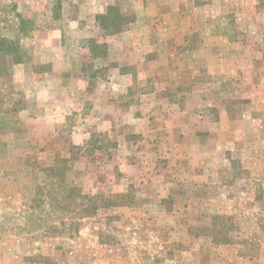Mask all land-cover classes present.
I'll return each mask as SVG.
<instances>
[{
	"label": "crops",
	"instance_id": "crops-1",
	"mask_svg": "<svg viewBox=\"0 0 264 264\" xmlns=\"http://www.w3.org/2000/svg\"><path fill=\"white\" fill-rule=\"evenodd\" d=\"M259 4L260 0H0V43L6 44L0 50L6 62L0 75L10 78L24 105L15 112L12 127L23 129L33 106H41L39 118L47 110L58 114V107L67 114L79 113L86 86L98 74L83 69L82 56L89 52V43L95 49L104 45L106 55H90V60H99L111 77L96 79L98 91L89 115L101 124L105 116L128 122L130 137L140 136L141 146L147 140L151 148L145 146L144 152L157 155L162 165L148 168L149 174L160 168L161 178L137 186L154 187L155 194L147 196L155 205L149 223L164 238L126 248L147 250L151 257L121 259L124 245L84 242L82 232L77 244L81 249L75 251L80 260L72 264H264V10H258ZM127 7L130 21L108 31L111 11L121 18ZM29 21L33 28L27 35L24 25ZM12 44L15 54L7 48ZM26 48H31L29 55ZM60 78L68 85H58ZM79 78L82 81L74 84ZM59 91L65 96L61 104ZM45 92L49 100L42 98ZM134 103L135 112L130 110ZM7 112L0 110V188L13 189L7 196L0 193L1 219L15 213L4 204H20L35 186L25 164L7 169L2 163L9 148H22L24 141L8 140ZM224 219L229 228L223 232ZM9 241L0 250L17 256V264L29 255H46L38 244L18 237L13 239L15 246ZM174 249L177 258L150 253Z\"/></svg>",
	"mask_w": 264,
	"mask_h": 264
},
{
	"label": "rangeland",
	"instance_id": "rangeland-1",
	"mask_svg": "<svg viewBox=\"0 0 264 264\" xmlns=\"http://www.w3.org/2000/svg\"><path fill=\"white\" fill-rule=\"evenodd\" d=\"M258 10H264V0H260ZM71 12L75 16V12ZM117 14V11H111L106 24L108 31H116L119 24L130 21L131 10L128 7L123 11L121 18H118ZM24 27L29 35L28 31L33 28L32 23L29 21ZM88 47L89 52L82 56L83 69L87 72H93L95 69V73L98 74L97 76L94 74L96 77L86 86L85 95L81 98L84 107L79 113L67 114V111L58 107V114L49 113L47 110V115L39 118L36 115L43 113L42 108L33 106L34 108H31L33 111L26 112L27 119L26 123H22L23 129L13 128L11 122L14 119L12 118L24 105L19 94L16 90L14 91L10 78L0 75V110L8 109L10 120L8 140H24L22 148L21 146L18 149L9 148L8 159L2 163L7 166V169L18 166V163L25 164L29 178L35 180V186L28 193L30 196L27 197L28 199L18 205L14 203L3 205L4 207L9 205L15 213L13 217L5 213L6 216L3 219L0 218L2 240L0 247L2 243L8 246L9 239H12L10 245L15 246L13 239L18 237L22 241L38 244L41 252L46 254L29 255L23 259L25 262L23 264L78 262L80 257L75 251L81 249L77 247V244L81 242L82 232L85 235L84 242L124 245L125 250L122 251L120 258L134 261L137 258L145 260L151 256L147 255L149 252L144 249H126L131 246L130 244L136 242L145 245L155 238H164V235L160 237L161 232L152 228L149 223L152 217H148V214L155 209V205L147 196L155 194L152 190L154 187L151 189L146 184L142 185L146 179L162 177L163 172L160 168L158 172L151 171V174L148 169L153 164L162 167L160 158L157 155H146L144 147L151 148V146L147 144V140H145V146H141L143 140L140 136L130 137L132 133L128 122L113 121L105 116L101 124L95 122L89 115L91 108L89 105L98 91L95 88L96 79L105 81L111 76L108 68L99 64V60H90V55L99 54L100 57H104L106 47L101 45L95 49L92 43H89ZM3 48L6 49V44L0 43V50ZM7 48L10 54L16 53L15 44ZM29 53L31 48H26L25 54L29 55ZM11 61L9 59V62ZM103 61L105 64L108 63L107 58ZM5 63L0 56V70ZM37 69L38 67H35V70ZM81 81L82 78L75 79L74 84L78 85ZM59 84L68 85L62 78L58 81ZM63 94L64 92H58L57 104L65 102ZM49 95V92H45L42 98L47 100ZM1 101L4 104L8 103V107H3ZM130 110L135 112V103ZM136 130L139 129L136 128ZM121 135H124V138ZM137 143H139L138 149L135 148ZM16 176L18 174L13 177ZM140 181L142 183L137 186ZM12 189L3 186L0 188V193L7 196L6 193ZM1 205L0 203V208ZM165 205L170 207L169 202ZM228 224L227 220L222 222L220 230L223 232L227 230ZM219 238L225 241L226 236L221 234ZM231 238L234 239L235 236ZM150 253L159 257L160 255L163 257L169 255L172 258L179 256L176 249L169 252L151 251ZM110 255L102 254L101 257ZM17 262V256L13 257L8 250L5 252L0 250V264H17ZM151 262L150 264H155Z\"/></svg>",
	"mask_w": 264,
	"mask_h": 264
}]
</instances>
